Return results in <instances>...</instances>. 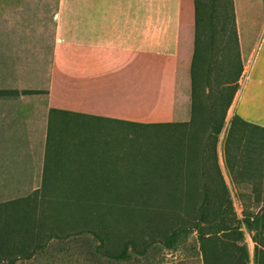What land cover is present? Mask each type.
Returning <instances> with one entry per match:
<instances>
[{
	"label": "trees",
	"instance_id": "obj_1",
	"mask_svg": "<svg viewBox=\"0 0 264 264\" xmlns=\"http://www.w3.org/2000/svg\"><path fill=\"white\" fill-rule=\"evenodd\" d=\"M214 1L211 0L207 18L209 27L213 20ZM193 5L194 48L190 66L191 104L188 121L125 124L54 109L49 110L47 114L41 188L44 189L48 184L49 175L71 174V177L67 176V178L55 177L51 187L54 192L60 194L59 198L65 199L83 214L74 220V232L77 230L78 234H89L91 239L97 241L92 253L103 256L109 261L117 262L129 258V251L136 249L133 239L142 241L143 236L141 234L142 237L138 235L128 238L121 242L118 250H112L111 241L115 239H112L104 219L97 214L100 212L137 210L142 213L155 208L168 214L169 217H173L175 223L171 224L167 233H160L154 241L167 250H176L189 234H193L198 243L201 264H247V253L242 243L243 236L238 227L240 223L247 230H254L264 237V198L260 201L256 212L242 210L241 218L237 219L232 211L216 159L217 136L223 126L225 112L238 88L242 72L232 2L227 0L230 33L224 34L223 26L220 24L217 34L209 29L205 44L200 40V0H193ZM216 35L221 38L217 46L221 59L216 63L217 65L214 64ZM203 47L206 48V52H203ZM218 71L221 73L218 76L221 80L211 89L210 77ZM4 93L6 92L0 91V95ZM33 93L36 91H21V94ZM101 124L111 128L141 129L152 135L164 133L166 136H171L165 131L170 132L174 129L180 132L177 143L170 146L152 143L151 140L145 142L136 140V144L114 141L106 148L103 144L105 137L101 139L102 144L91 145L88 135L84 132V129L88 131L89 128L103 130L100 129ZM62 125L66 126L64 133L66 138L63 139L61 134L55 139L54 133L63 129ZM251 132L264 133V128L245 122L235 114L231 116L223 141L224 161L229 146L236 145L238 148H235L236 150L243 148L247 143L243 138ZM67 137L71 140L69 141ZM68 143H71L74 149L65 152L64 145ZM99 149H106L114 155L94 159L93 154ZM67 155L72 157L76 165L73 169L61 170L59 169L63 167L61 160L67 158ZM139 160H145L146 163L143 169L137 171ZM118 163L121 164L119 165L121 170L116 172L115 166ZM185 169H187L186 174L192 176V179L168 177L169 174H179ZM196 176L199 178L195 179ZM157 193H160L159 197L155 195ZM56 222H53L55 224L48 230V238L58 237L56 232L62 231ZM253 242L257 243L256 240ZM39 247L38 244L33 246L32 250L23 257H30L31 252ZM143 247L142 251L145 245ZM7 249L0 243V256L3 254L2 251H12L13 248ZM19 253L17 252L16 255H21ZM13 260L11 259L9 263ZM255 264H264V252L259 251L255 255Z\"/></svg>",
	"mask_w": 264,
	"mask_h": 264
},
{
	"label": "crops",
	"instance_id": "obj_2",
	"mask_svg": "<svg viewBox=\"0 0 264 264\" xmlns=\"http://www.w3.org/2000/svg\"><path fill=\"white\" fill-rule=\"evenodd\" d=\"M231 2L242 72L230 113L264 128V0ZM193 41V0H0V53L49 55L47 113L186 122Z\"/></svg>",
	"mask_w": 264,
	"mask_h": 264
},
{
	"label": "rangeland",
	"instance_id": "obj_3",
	"mask_svg": "<svg viewBox=\"0 0 264 264\" xmlns=\"http://www.w3.org/2000/svg\"><path fill=\"white\" fill-rule=\"evenodd\" d=\"M200 4L201 42L205 44L209 29L217 34L220 24L223 26L224 34L228 35L231 27L227 17V0L213 2V20L210 27L207 18L211 0H200ZM224 34H222L223 37ZM219 38L217 35L214 36V64L219 63L221 59V53L217 47L219 41L221 42ZM204 47L203 52H206ZM30 50L9 47L5 49L4 54L0 53V91L6 92L0 95V243L4 244L7 250L13 248L12 251H2L0 264H201L198 243L193 234H189L176 250H167L154 241L160 233H167L171 224L175 223L173 217L155 208L142 213L137 210L97 213L104 219L112 239H115L111 241L112 250H118L121 242L128 238L142 234V241L133 239L136 249L130 250L129 258L124 260L109 261L103 256L93 254L92 248L97 245V241L91 239L89 234H78L77 230L74 232V220L83 214L65 199L59 198L60 194L54 192L51 187L55 177L67 178L71 174L49 175L48 184L44 189L41 188L48 114L45 93L49 73V55L44 52H28ZM41 50L45 51V49ZM220 74L218 71L211 75L209 83L211 89L215 88L216 83L221 80L218 77ZM23 90H33L36 93L21 94ZM230 112L228 108L223 126L217 136L216 159L232 211L235 217L240 219L242 210L256 212L260 201L264 198V133H247L248 135L243 138V141L247 142L243 148L236 150L238 149L236 145H230L226 152V161H224L223 141L228 121L233 115ZM101 126L100 129L105 131L94 128H89L87 131L83 128L88 135L89 144L100 145L101 139L105 137L103 144L106 148L114 141L136 144V140L140 142L151 140L152 143L170 146L177 143L180 132L174 129L170 132L165 131L171 136H166L164 133L153 134V136L141 129L111 128L104 124ZM63 127L64 131L61 129L54 133L55 139L61 134L63 139L66 138L64 135L66 126ZM67 139L69 140L68 137ZM73 145L75 146L74 142ZM73 145L71 143L64 145L65 152L73 150ZM110 155L114 153L106 149H99L93 154L94 159L106 158ZM208 159L211 161L210 158ZM61 163L63 164V167L59 168L61 170L73 169L76 165V162L74 163L72 157L68 155L61 160ZM145 163V160H139L137 171L143 169ZM205 163L209 162L205 161ZM119 165L121 164L118 163L115 166L116 172L121 170ZM186 170H182L179 174H169L168 177L181 180L192 179V176L186 174ZM99 176L102 175L99 174ZM197 178L199 177L196 176L195 179ZM155 195L159 197L160 193ZM53 222H56L62 231L56 232L58 237L48 238V230L55 224ZM238 227L243 236L242 243L247 253V264H255V255L259 251L264 252V237L255 233L254 230H247L241 223ZM37 244L40 247L35 248L30 257H23ZM143 245L145 249L142 251ZM17 252L21 255L17 256ZM11 259L14 260L9 263Z\"/></svg>",
	"mask_w": 264,
	"mask_h": 264
}]
</instances>
